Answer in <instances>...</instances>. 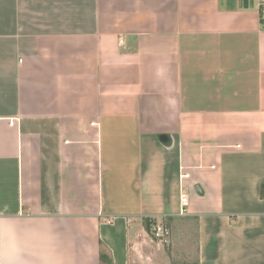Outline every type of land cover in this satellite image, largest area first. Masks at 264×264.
<instances>
[{
	"label": "crops",
	"instance_id": "obj_1",
	"mask_svg": "<svg viewBox=\"0 0 264 264\" xmlns=\"http://www.w3.org/2000/svg\"><path fill=\"white\" fill-rule=\"evenodd\" d=\"M263 184L256 0H0V264H264Z\"/></svg>",
	"mask_w": 264,
	"mask_h": 264
},
{
	"label": "built area",
	"instance_id": "obj_2",
	"mask_svg": "<svg viewBox=\"0 0 264 264\" xmlns=\"http://www.w3.org/2000/svg\"><path fill=\"white\" fill-rule=\"evenodd\" d=\"M256 7H257L258 20L260 25L259 30L260 32L264 33V0H256ZM211 168L214 169L215 167L212 166ZM189 178H190V174L182 173L181 176L182 180H188ZM185 190H183L180 199L181 216H185L188 213L190 206V197ZM170 238H171V232L166 225H164L163 223H155V222L151 224V242L155 244L157 247L163 248L169 246Z\"/></svg>",
	"mask_w": 264,
	"mask_h": 264
},
{
	"label": "rangeland",
	"instance_id": "obj_3",
	"mask_svg": "<svg viewBox=\"0 0 264 264\" xmlns=\"http://www.w3.org/2000/svg\"><path fill=\"white\" fill-rule=\"evenodd\" d=\"M182 224H183L182 222H179V221L176 222V224H175L176 225V228H175L176 231H179L180 226ZM144 228L145 229L139 235V240H138L139 251L147 259H149L147 257V255H149L150 257L154 256V254L157 255V257L159 259V262L155 261L157 264H169V262H168L169 260L168 259L166 260V255H165L166 249L164 248L162 250H159L158 247L151 242V224H150V222H148ZM185 234L188 236V238H187V236H184L186 238H183L182 242L184 244L188 243L185 246V248H188L189 249L190 247L193 246V244H192V242L190 240L192 236H191V234H188V233H185ZM177 237L178 238L180 237V233L179 232L174 233L173 236H172V239L173 240L176 239L175 241L180 242L179 241L180 239H177ZM193 238H194V236H193ZM179 257H180V255L178 256V258ZM187 257H191V256H187ZM182 258H184V257H182ZM192 261H193V257H191L190 259L183 260V261L178 260V262H176V264H190V263H192Z\"/></svg>",
	"mask_w": 264,
	"mask_h": 264
},
{
	"label": "trees",
	"instance_id": "obj_4",
	"mask_svg": "<svg viewBox=\"0 0 264 264\" xmlns=\"http://www.w3.org/2000/svg\"><path fill=\"white\" fill-rule=\"evenodd\" d=\"M261 197H262V199H264V184L261 186ZM101 259L104 260V261H108L107 256H105L103 254L101 256Z\"/></svg>",
	"mask_w": 264,
	"mask_h": 264
},
{
	"label": "water",
	"instance_id": "obj_5",
	"mask_svg": "<svg viewBox=\"0 0 264 264\" xmlns=\"http://www.w3.org/2000/svg\"><path fill=\"white\" fill-rule=\"evenodd\" d=\"M147 257H148L149 259H152V260H155V261L159 262V259H158L157 255H155V254H154V256H152V257H150L149 255H147Z\"/></svg>",
	"mask_w": 264,
	"mask_h": 264
}]
</instances>
